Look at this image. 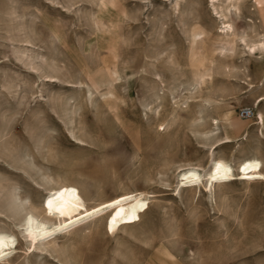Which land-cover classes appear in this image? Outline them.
<instances>
[{
  "label": "rangeland",
  "instance_id": "rangeland-1",
  "mask_svg": "<svg viewBox=\"0 0 264 264\" xmlns=\"http://www.w3.org/2000/svg\"><path fill=\"white\" fill-rule=\"evenodd\" d=\"M237 7L0 0V208L11 188L37 207L66 185L88 207L131 193L149 207L117 234L109 212L75 223L46 256L0 218L18 247L0 264H264V179L179 194L181 171L207 184L213 160L264 174V53L247 47L264 41V0Z\"/></svg>",
  "mask_w": 264,
  "mask_h": 264
},
{
  "label": "bare ground",
  "instance_id": "bare-ground-1",
  "mask_svg": "<svg viewBox=\"0 0 264 264\" xmlns=\"http://www.w3.org/2000/svg\"><path fill=\"white\" fill-rule=\"evenodd\" d=\"M239 2L240 0H226L229 9H238ZM223 31L226 36L235 34L230 24L225 26ZM195 37L197 38L198 36ZM247 47L248 52L252 55L258 52L264 53V41L252 46L247 45ZM261 120L263 121L262 115ZM227 142L229 143L230 141L219 142L212 148L216 149L218 145ZM30 156V154L24 153V156H21V161L25 162ZM200 171L196 168L181 171L179 194L180 190L185 188H194L196 191L199 189V191L213 193L216 185L228 181L264 179L261 161L256 159L242 162L239 165L237 177L234 174L232 165L224 160H213L212 168L208 173L209 176L207 175V184H204ZM11 190V202L9 205L11 208H0V218L7 217L18 226L19 233L26 244H28V251L31 254L39 253V255L43 256L48 255L49 251L46 248H41V244L70 229L75 223L85 219H95V217L109 212L105 231L109 234H117L122 229L140 222L142 214L149 208L147 199L143 198L144 194L134 193L124 194L95 207H88L79 190L67 185L49 191L44 203L36 207L21 190L17 188H11ZM2 224L3 220L0 219V225ZM17 248L16 236L0 232V262L16 253Z\"/></svg>",
  "mask_w": 264,
  "mask_h": 264
},
{
  "label": "built area",
  "instance_id": "built-area-1",
  "mask_svg": "<svg viewBox=\"0 0 264 264\" xmlns=\"http://www.w3.org/2000/svg\"><path fill=\"white\" fill-rule=\"evenodd\" d=\"M252 111L250 110V109H243L242 111H241V115L244 117V118H246V119H249V118H251L252 117Z\"/></svg>",
  "mask_w": 264,
  "mask_h": 264
}]
</instances>
